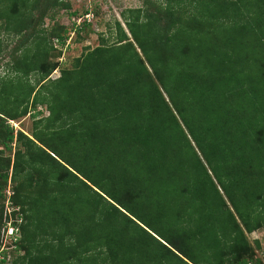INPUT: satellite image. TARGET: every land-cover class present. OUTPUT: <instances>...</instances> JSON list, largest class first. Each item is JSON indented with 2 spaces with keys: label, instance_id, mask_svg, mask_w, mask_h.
Returning a JSON list of instances; mask_svg holds the SVG:
<instances>
[{
  "label": "trees",
  "instance_id": "16d2710c",
  "mask_svg": "<svg viewBox=\"0 0 264 264\" xmlns=\"http://www.w3.org/2000/svg\"><path fill=\"white\" fill-rule=\"evenodd\" d=\"M138 1L60 67L92 9L67 30L43 24L64 0H0L17 37L0 75L12 264L260 263L247 236L264 231V0ZM27 113L29 135L6 123Z\"/></svg>",
  "mask_w": 264,
  "mask_h": 264
},
{
  "label": "rangeland",
  "instance_id": "374dc122",
  "mask_svg": "<svg viewBox=\"0 0 264 264\" xmlns=\"http://www.w3.org/2000/svg\"><path fill=\"white\" fill-rule=\"evenodd\" d=\"M68 4L67 9H58L53 20H49L45 18L43 20L44 25H51L52 22H56L58 25L66 27H70L71 23L78 24L81 17L75 18V16H71V12L75 11V13L80 14L84 9H92V14H84L83 17L89 21V25L84 27L79 32H70L68 34L66 45L61 48L60 54V67H69L73 58L77 57L83 50L84 47H94L98 43V35L100 34L104 38L112 39L113 36H110L108 27L112 25L113 20L120 21L122 25V19L120 17V11L124 8L128 7H138L140 5V1L138 0H64ZM0 38L8 39L6 41V46L2 51H0V75L2 76L5 72V63L8 61V54L10 48H12L13 44L16 42L17 37L7 38L5 33L0 32ZM54 42L55 46L60 47ZM50 59V58H49ZM55 59L51 57L50 60ZM58 69L53 70L48 77L55 78L59 73ZM36 110L41 112L40 116L46 115L47 112L44 111L43 107L38 106ZM32 112V111H30ZM29 112V113H30ZM27 113L25 116L8 120L9 126L12 127L13 131L16 130L22 131L24 134L29 135L32 128V121L39 117L37 114L34 118L31 117V114ZM29 114V115H28ZM0 149L2 145L0 144ZM7 152L3 151V155H6ZM13 150L10 153H7L12 156ZM9 177V176H8ZM9 183L6 182L5 189L10 185V191L13 189V183L11 180H8ZM12 187V189H11ZM4 188V187H3ZM2 190V189H1ZM253 234V235H252ZM21 236V234H20ZM248 239L250 241L257 239L260 244V248L255 250V255H258L257 251L264 247V231L263 229L254 230L248 234ZM13 250V251H12ZM16 254H22V250L14 251V248H7L3 252V258L0 259V264H12L13 260L16 259ZM1 255V253H0ZM17 260V259H16ZM264 261V260H263Z\"/></svg>",
  "mask_w": 264,
  "mask_h": 264
},
{
  "label": "built area",
  "instance_id": "2783aa9c",
  "mask_svg": "<svg viewBox=\"0 0 264 264\" xmlns=\"http://www.w3.org/2000/svg\"><path fill=\"white\" fill-rule=\"evenodd\" d=\"M67 43V42H66ZM10 188L7 186L5 190V198L2 204L3 211L0 220V259L3 258V252L7 248H14L15 242L20 237L19 223L21 222L20 212L17 206H12L9 200ZM253 233V232H252ZM253 235V234H252ZM260 263L251 261L246 264H264V247L257 251Z\"/></svg>",
  "mask_w": 264,
  "mask_h": 264
}]
</instances>
